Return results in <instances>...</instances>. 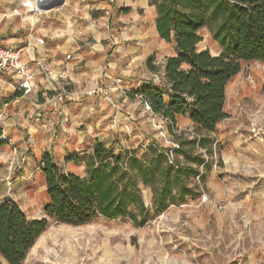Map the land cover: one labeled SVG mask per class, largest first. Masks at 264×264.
<instances>
[{"label":"crops","instance_id":"crops-1","mask_svg":"<svg viewBox=\"0 0 264 264\" xmlns=\"http://www.w3.org/2000/svg\"><path fill=\"white\" fill-rule=\"evenodd\" d=\"M156 15V6L149 0H64L59 6L36 14L28 13L21 0H0V43L21 48L20 59L33 71V86L28 92L18 87L16 75L0 71V128L2 138L7 139L0 147V202L11 199L21 208L18 200L6 192L5 177L12 172L15 175L11 169L13 161L25 159L14 182L26 186L32 184L34 174H42V152L48 151L63 165L67 154L82 152L84 145L89 150L95 140L108 145L102 136L116 129V121L122 115L120 108H132L136 95L130 96L131 91L149 85L144 80L155 73L145 65L146 58L153 56L162 77L166 57L176 54L174 42L159 36ZM202 31L209 37L208 43H204ZM200 34L202 40L197 47L219 54L221 46L209 30L202 28ZM37 38L43 39V44ZM247 63L254 64L249 82L242 77V66ZM116 78L120 83L115 84ZM263 86L264 61L243 62L239 72L227 82V116L208 134L219 142V169L204 170L203 186L207 191L234 188V181L225 173H235L243 151L252 147L251 142L245 141L246 135L233 132L236 126L242 132L246 129L240 102ZM153 114L167 126L160 114ZM180 118L186 119L183 125L191 128V121L184 114L176 117L175 130L183 131L177 124ZM166 142L139 146L172 148L176 146L175 134H169ZM31 159L36 162L34 169L29 164ZM44 183L41 185L45 188ZM190 200L198 202V198ZM185 204L170 205L164 213ZM231 214L219 212L217 218H232Z\"/></svg>","mask_w":264,"mask_h":264},{"label":"trees","instance_id":"trees-1","mask_svg":"<svg viewBox=\"0 0 264 264\" xmlns=\"http://www.w3.org/2000/svg\"><path fill=\"white\" fill-rule=\"evenodd\" d=\"M149 1L156 6L159 36L174 42L176 54L166 57L159 86H144L130 96L141 95L171 132H180L175 130L178 115L187 114L191 128L178 135L173 132L172 148L148 144L138 149L119 147L116 152L113 144L95 140L89 150L64 157V162L82 163L84 175L65 170L51 153L42 152L44 216L30 219L15 201L0 202V264H21L50 221L83 225L99 217H125L144 226L153 215L195 199L204 190V170L213 166L218 143L208 134L227 116L225 86L243 62L264 61V0ZM202 28L221 46L219 54L197 47ZM145 65L158 71L153 56ZM6 142L0 128V147ZM189 178L196 180L194 187L186 184ZM142 188L152 193L151 209Z\"/></svg>","mask_w":264,"mask_h":264},{"label":"rangeland","instance_id":"rangeland-1","mask_svg":"<svg viewBox=\"0 0 264 264\" xmlns=\"http://www.w3.org/2000/svg\"><path fill=\"white\" fill-rule=\"evenodd\" d=\"M208 38L205 34L204 43L209 42ZM253 65L242 66L245 82L250 81ZM144 81L159 86V70ZM134 99L131 109L120 108L122 115L116 121V129L102 136L105 143L113 144L116 152L119 147L138 149L140 144L151 142L166 145L174 131L146 107L139 95ZM240 103L246 129L242 132L236 126L233 132L246 135L245 141L251 142L252 147L243 151L235 173H225L234 181V188L223 187L216 192L204 188L198 202L189 199L181 207L155 214L144 226H135L125 217L110 220L99 217L83 225L50 221L21 264H264V86ZM184 123V118L177 120L178 127L188 131L189 125ZM217 145L213 148L215 172L219 169ZM201 152L208 159L205 151ZM24 160L12 162L15 175L12 172L5 177L6 192L18 200L29 217L41 218L47 203L41 185L43 175L34 174L32 184L26 186L14 182ZM31 162L34 169L36 162L34 159ZM62 166L77 173L84 171L82 163L64 162ZM218 176L221 178L223 174ZM193 183L196 180L192 178L186 181L189 187H194ZM141 193L151 209V191L142 188ZM219 212L232 213L233 217L219 219Z\"/></svg>","mask_w":264,"mask_h":264},{"label":"built area","instance_id":"built-area-1","mask_svg":"<svg viewBox=\"0 0 264 264\" xmlns=\"http://www.w3.org/2000/svg\"><path fill=\"white\" fill-rule=\"evenodd\" d=\"M45 0H21V6L26 9L30 14H36L41 12L40 4ZM38 43L43 44V39L37 38ZM21 48L13 47L11 45H4L0 43V71L13 73L19 79L18 87L24 92L30 91L33 86V71L30 66L20 59ZM120 79H115V82H119ZM143 100L142 96L139 95ZM147 108L150 109L149 104L143 100ZM203 197L206 194L203 193Z\"/></svg>","mask_w":264,"mask_h":264},{"label":"water","instance_id":"water-1","mask_svg":"<svg viewBox=\"0 0 264 264\" xmlns=\"http://www.w3.org/2000/svg\"><path fill=\"white\" fill-rule=\"evenodd\" d=\"M64 0H45L40 4L42 9H49L61 5Z\"/></svg>","mask_w":264,"mask_h":264}]
</instances>
